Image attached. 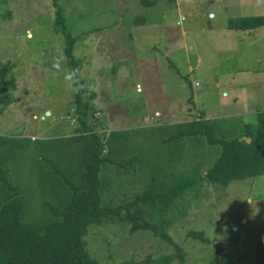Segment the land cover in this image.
<instances>
[{
    "label": "rangeland",
    "instance_id": "1",
    "mask_svg": "<svg viewBox=\"0 0 264 264\" xmlns=\"http://www.w3.org/2000/svg\"><path fill=\"white\" fill-rule=\"evenodd\" d=\"M58 3L78 38L74 54L87 84L88 122L105 140L114 135L107 147L114 163L103 164L100 173L103 206L115 209L151 182L171 183L192 172V151L206 162L207 147L209 166L214 164L218 154L203 137L192 145L187 137L172 139L178 125L218 120L238 127V135L264 112V26L229 29L233 19L263 17L264 0ZM55 20L53 0H0V63L13 65L9 76L16 82L12 103L0 112V170H7L8 181L0 180V203L15 185L33 196L25 209L35 213L46 209L44 202L58 205L50 187L54 178L64 185L60 196L68 193L48 160L59 170L58 162L71 158L70 139L80 127L66 40ZM203 163L202 173L208 167ZM156 206L168 209L162 201ZM142 207L146 213L139 223L164 226L186 264H223L219 247L233 264H264V176L227 187L205 184L197 198L178 199L167 213ZM131 227L120 218L91 226L87 250L99 264H152L176 253L152 231L131 233ZM189 231H203L211 244L188 237Z\"/></svg>",
    "mask_w": 264,
    "mask_h": 264
},
{
    "label": "trees",
    "instance_id": "2",
    "mask_svg": "<svg viewBox=\"0 0 264 264\" xmlns=\"http://www.w3.org/2000/svg\"><path fill=\"white\" fill-rule=\"evenodd\" d=\"M145 3L147 0H144ZM53 5L56 8L55 29L61 32L66 40L65 55L75 88L76 113L80 127L76 131L78 135L70 139L71 147L68 151L71 158L64 159L63 164L59 161V170L54 159H49L48 163L54 164L55 175H61L68 193L60 196L58 188L64 185L54 178L55 184L50 187L52 189V186H55L54 192H57L56 196L60 198L58 205L44 202L46 209L35 213V209H25L26 201L33 196L24 195L15 185L10 186L13 194L3 197L5 201L0 203V264H99L87 250L85 238L91 226H101L106 222L115 221V218L131 221V233L142 229L150 230L175 246L176 253L163 255L152 261V264H172L177 260L179 264H186L181 248L163 230L164 226L159 229L148 223H139L146 213L142 205L146 204L155 211L167 213L178 199L197 198L205 184L227 187L234 181L264 176V112L257 114L256 124H245L238 135V127L229 124L225 126L218 120L200 118L178 125L179 132L173 135L172 139L187 137L192 145L197 137H203L209 146H212L211 151L215 148L218 154L214 164L209 166L211 153L207 154V147L204 153L206 162L201 160L200 153L192 151V154H188L190 164L194 168L192 172L188 169V174L177 177L179 180L171 183L151 182L132 202L119 205L115 209L103 206L100 173L103 164L114 163L107 149L114 140V135L110 133L105 140V137L95 130V126L88 122L90 113L88 103L84 100L87 84L81 75V62L74 54L78 38L74 37L67 27L58 0H53ZM8 16L10 15H5V18ZM262 26L264 16L237 18L229 23V29L243 31ZM12 70L11 63H0V112L12 103L11 92L16 89L15 80L9 76ZM2 146L0 142V148ZM4 161L6 162V159L1 163ZM200 162H204L202 168L208 166L203 173L202 170L200 172ZM5 172L7 170H0V180L8 183ZM158 201L164 202L168 209H158ZM123 211L127 212L125 217H121ZM170 224L173 223L165 222V225ZM187 235L203 244H211V240L203 231H189ZM217 253L223 264H233L223 248L219 247Z\"/></svg>",
    "mask_w": 264,
    "mask_h": 264
},
{
    "label": "crops",
    "instance_id": "3",
    "mask_svg": "<svg viewBox=\"0 0 264 264\" xmlns=\"http://www.w3.org/2000/svg\"><path fill=\"white\" fill-rule=\"evenodd\" d=\"M177 17H178V19H180V15H179V13L177 12ZM190 70H192V69H190ZM244 111V110H243Z\"/></svg>",
    "mask_w": 264,
    "mask_h": 264
}]
</instances>
